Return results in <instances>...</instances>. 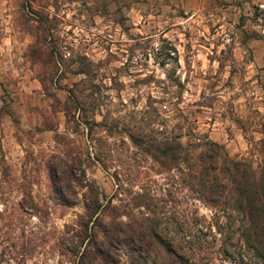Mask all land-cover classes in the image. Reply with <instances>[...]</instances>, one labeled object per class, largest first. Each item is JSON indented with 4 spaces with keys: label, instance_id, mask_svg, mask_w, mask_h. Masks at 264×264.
Masks as SVG:
<instances>
[{
    "label": "rangeland",
    "instance_id": "obj_1",
    "mask_svg": "<svg viewBox=\"0 0 264 264\" xmlns=\"http://www.w3.org/2000/svg\"><path fill=\"white\" fill-rule=\"evenodd\" d=\"M208 151L264 165V0H0V264H173L136 222L188 264H264L198 190Z\"/></svg>",
    "mask_w": 264,
    "mask_h": 264
},
{
    "label": "trees",
    "instance_id": "obj_2",
    "mask_svg": "<svg viewBox=\"0 0 264 264\" xmlns=\"http://www.w3.org/2000/svg\"><path fill=\"white\" fill-rule=\"evenodd\" d=\"M165 153V150H161L160 155H166ZM154 156L159 159L157 154H154ZM201 156L203 165L198 169L197 174H193L199 192L206 201L212 203H219L220 201L226 203L225 197L230 196L232 209L241 214V234L245 241L260 253V256H264V165L261 167L259 174H256L254 170L249 172L242 167V161L223 156L220 161L223 166H220L219 170L214 172L219 167L218 157L221 154L208 151L202 153ZM206 157L209 162H205ZM49 171L57 197L63 203H74L73 199L68 198L63 193L62 183L66 179L65 169L50 166ZM220 173H223L224 176ZM85 206L87 209L89 208L88 203ZM158 226L159 224L156 226L136 222L128 223L125 227H116L115 230L124 233L125 243H128L133 250H141L134 243V240H142L149 233L154 237L155 243L159 244L161 250L170 254L173 264H188L189 258L183 251L173 246L172 241L163 232L161 233ZM141 258L142 262L140 264H148V259Z\"/></svg>",
    "mask_w": 264,
    "mask_h": 264
}]
</instances>
